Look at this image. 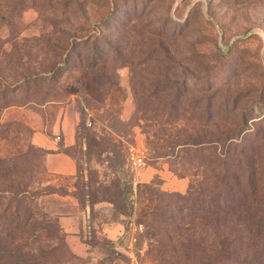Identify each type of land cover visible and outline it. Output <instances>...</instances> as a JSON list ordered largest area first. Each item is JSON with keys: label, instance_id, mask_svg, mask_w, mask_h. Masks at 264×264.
<instances>
[{"label": "rangeland", "instance_id": "1", "mask_svg": "<svg viewBox=\"0 0 264 264\" xmlns=\"http://www.w3.org/2000/svg\"><path fill=\"white\" fill-rule=\"evenodd\" d=\"M0 264H264V0H0Z\"/></svg>", "mask_w": 264, "mask_h": 264}, {"label": "crops", "instance_id": "2", "mask_svg": "<svg viewBox=\"0 0 264 264\" xmlns=\"http://www.w3.org/2000/svg\"><path fill=\"white\" fill-rule=\"evenodd\" d=\"M33 140L39 147L47 150L53 149L55 146L53 142H46L42 137L38 138L34 136ZM48 166L54 172L58 173L73 174L76 171V163L74 160L68 155L61 153L50 154L48 157Z\"/></svg>", "mask_w": 264, "mask_h": 264}, {"label": "built area", "instance_id": "3", "mask_svg": "<svg viewBox=\"0 0 264 264\" xmlns=\"http://www.w3.org/2000/svg\"><path fill=\"white\" fill-rule=\"evenodd\" d=\"M130 160H131V163L135 167H142V165H144L146 163L145 156H144L143 152H139L137 150L136 151L133 150L131 152ZM135 229L142 230L143 229V225L140 224V225L136 226Z\"/></svg>", "mask_w": 264, "mask_h": 264}, {"label": "trees", "instance_id": "4", "mask_svg": "<svg viewBox=\"0 0 264 264\" xmlns=\"http://www.w3.org/2000/svg\"><path fill=\"white\" fill-rule=\"evenodd\" d=\"M114 195H115L114 198L116 200V199L121 198L123 196V192L120 191V189H119L116 193H114Z\"/></svg>", "mask_w": 264, "mask_h": 264}]
</instances>
